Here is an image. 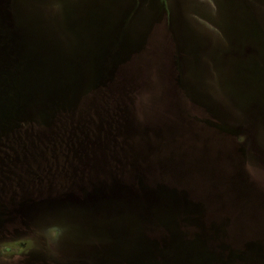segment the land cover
Segmentation results:
<instances>
[{"label": "rangeland", "instance_id": "obj_1", "mask_svg": "<svg viewBox=\"0 0 264 264\" xmlns=\"http://www.w3.org/2000/svg\"><path fill=\"white\" fill-rule=\"evenodd\" d=\"M11 4L20 22L0 25V46L8 47L7 35L19 31L22 48L15 47L12 57L26 52L29 63L38 64L29 73L38 76L46 93L55 94L57 112L73 123L92 119L91 127L101 135L96 142L115 140L123 157L145 163L150 186L166 187L163 192L184 204L181 214H171L172 236L159 228L164 236L179 248L192 244L198 264L201 259L207 261L203 264H264V0ZM114 121H119L116 129ZM94 155L77 157L71 181L101 193L92 207L103 214L92 216L91 207L79 204L58 211L40 198L26 223L15 214L17 222L4 229L28 235L31 251L2 247L8 238L2 232L0 252L6 256L8 249L13 256L1 263L127 264L119 252L94 250L119 246L123 238L119 216L107 215L103 207L119 199L120 177L137 178L129 168L136 165L130 162L113 174L97 166H105L104 153ZM78 170L89 172L81 177ZM183 189L189 191L184 199ZM154 240L161 244L159 237Z\"/></svg>", "mask_w": 264, "mask_h": 264}, {"label": "water", "instance_id": "obj_2", "mask_svg": "<svg viewBox=\"0 0 264 264\" xmlns=\"http://www.w3.org/2000/svg\"><path fill=\"white\" fill-rule=\"evenodd\" d=\"M11 1L0 0V25L2 28L5 26L11 28L14 25L13 21L20 22L16 10L12 9L15 15H12L13 12L11 13ZM9 31L6 34L10 33ZM16 31L18 35L13 31L7 35L8 47L0 46V60L2 61L5 56L6 61L4 63L3 60V63L0 64V84H3L2 87H4L3 90H0V123L19 118L31 119L34 115H38L46 123H51L53 116L59 110V107L55 106L57 98L53 99L56 97L54 93H46L38 85L41 84L38 76L29 73V67L38 64H30L26 52L17 58V60H23V66L15 65L17 60H14L12 56H17L15 47H21L17 43L23 39L18 37L19 31ZM72 116H74L73 113ZM133 168L136 170L137 178L135 176L120 177L117 181L119 184L115 185L118 186L119 192L116 197L119 199L117 198L108 207H103L106 214L108 211L111 216H119V233L123 237L119 239V257L122 259V256H126L124 260L127 264H149L145 263L147 258H151L153 261L150 264H170L171 259L173 264H196V255L189 248L193 246L192 244L190 246L186 243L187 245L184 244L179 248L173 241L171 243L169 238L165 237L166 235L164 236L167 232V235L172 236L170 231L174 219H171V214L172 212L181 214L184 204H176L174 195L171 196L166 191L164 193L162 190H167L166 187L157 189L153 185L150 186L151 182L144 174V169L147 167L143 169L136 165ZM109 178L112 179V176L110 175ZM134 180L137 182L135 187L133 186ZM95 193L101 197L100 192L96 191ZM187 193L189 194V191L184 189L179 192L183 199L186 198ZM211 220L216 221L214 218L209 219V221ZM159 228L164 229L166 233H160ZM216 233L214 232V235ZM157 237L161 241L160 245H157L154 240ZM201 260V264L207 262L206 259ZM121 262L119 261V264Z\"/></svg>", "mask_w": 264, "mask_h": 264}, {"label": "trees", "instance_id": "obj_3", "mask_svg": "<svg viewBox=\"0 0 264 264\" xmlns=\"http://www.w3.org/2000/svg\"><path fill=\"white\" fill-rule=\"evenodd\" d=\"M3 31L5 32L2 30V33ZM56 113L51 123L44 122L38 115L31 119L19 118L0 123V200L19 199L22 194L20 189H31V200L38 202L40 197L36 194L40 186L45 190L44 187L49 182L57 186L58 191L62 193L68 191L72 182V169L76 170L77 157L81 153L95 154L94 156L104 153L105 166H97L113 174H119V169L128 168L125 165L129 166L130 162L137 165L130 157L121 155L122 151L115 140L96 142L101 135L97 136L96 130L90 125L92 119L89 117H85L83 123H73L62 111ZM90 115L92 118L96 116L93 110ZM118 124L119 121H114L112 128L116 129ZM138 166L144 169L145 163H139ZM129 168L135 170L132 166ZM78 171L82 172L81 177L89 172ZM136 184L134 181L133 186ZM13 192L15 195H12ZM39 229H29V234ZM162 231L159 229L160 233H163ZM3 240L6 242H2L1 246H7L15 252H20L17 248L26 252L31 244L30 237L24 234L18 238L11 235ZM8 252L9 256L12 255V251Z\"/></svg>", "mask_w": 264, "mask_h": 264}, {"label": "flooded vegetation", "instance_id": "obj_4", "mask_svg": "<svg viewBox=\"0 0 264 264\" xmlns=\"http://www.w3.org/2000/svg\"><path fill=\"white\" fill-rule=\"evenodd\" d=\"M92 173L97 174V166H95L92 169ZM44 188L46 189L42 190V186H40V189L36 195L42 198L40 200L41 203L47 205L48 208H51L52 206V208L55 209L56 207L59 211V207L79 204L82 206L91 207L87 209L91 210L89 212L91 213L93 212L92 216L101 215V213L103 214L101 208L96 209L95 207H92L93 202H100L101 197L98 196V193H95L94 191L89 192L91 187L85 186V183L82 181L71 182L68 191L64 193L58 191L59 188H57V186L55 187L54 184L51 182L47 183V186ZM20 190L22 194L19 197V199L9 198V199L0 200V233L2 232L6 234L9 233L8 231H4V229L8 227V225L17 222L18 219L15 217L16 216L15 214L20 215L21 216L20 219H23L29 211L34 209L32 206L34 205L37 206V204H35V202L30 198V195L32 194L31 189H26V190L20 189ZM12 195H15V193L13 192ZM16 196H19V194H16ZM6 212L12 216L9 217L7 214H4ZM20 221L22 224H24L27 222V219L24 218L23 220ZM8 236H11V234H8ZM14 237L18 238V236H14ZM112 247L118 250L113 249ZM17 249L19 250V248ZM30 251H31L30 248H28L26 252H30ZM94 251L96 253H103L104 251L119 252V247L118 246L107 247L104 245V246H98L97 248H95ZM4 253L9 254L8 249H5ZM6 256L3 255L2 252H0V260L3 261L6 258L11 259L12 258L11 256L13 255L10 256L6 255ZM0 264H4V263L0 262Z\"/></svg>", "mask_w": 264, "mask_h": 264}]
</instances>
